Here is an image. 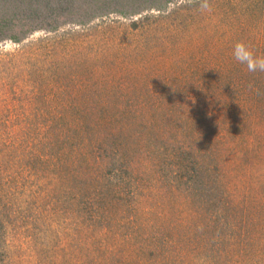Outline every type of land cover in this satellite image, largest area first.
<instances>
[{
    "label": "rangeland",
    "instance_id": "rangeland-1",
    "mask_svg": "<svg viewBox=\"0 0 264 264\" xmlns=\"http://www.w3.org/2000/svg\"><path fill=\"white\" fill-rule=\"evenodd\" d=\"M28 3L0 5V264H264V72L231 56H264V0Z\"/></svg>",
    "mask_w": 264,
    "mask_h": 264
},
{
    "label": "trees",
    "instance_id": "trees-1",
    "mask_svg": "<svg viewBox=\"0 0 264 264\" xmlns=\"http://www.w3.org/2000/svg\"><path fill=\"white\" fill-rule=\"evenodd\" d=\"M7 1L10 2V1H13V0H2V1H0V5H1V2L5 3ZM21 1L22 2H27V3L29 2L28 6H27L28 7V13H29V15H32V17L36 18V19H37V17L42 18L43 16L41 14H43V13H44V16L47 17V19H49L50 17L53 16V14L56 13L57 16H60V17L61 16L71 15V16H68V18H66V20H64L62 22L64 24L65 23H70V22H72V23H80V24L88 23V19H86V20H77V19H73L72 18L73 14L79 13L78 12L79 11V7L78 6L75 9H74L73 5L71 6L69 4H66V6H65L66 8L61 6V4H64V3H66L69 0H21ZM47 1H50L48 3V5H43V2H47ZM52 1L56 4L53 8H51V2ZM47 7L51 8V9L48 11ZM143 9H145V8H132L131 9V14H134V13L137 14ZM159 10H160V8H159ZM176 10H177V8H175L173 10H169V11L163 13L162 15H158V16H153L151 14H146L145 16H141V18H137L135 20H132L131 21V25L134 28H137L140 25L147 26V25H149L151 23V20H155V22H156V21H159V18H164V17L167 18V17L171 16V14L176 13ZM28 13H27V17H30V16H28ZM20 23H21V20L19 18L18 24L9 23V24L6 25L8 27V29H9V31H11L10 34H8V37L10 39H12L14 42L21 41L22 38L24 37V35L26 33H28V31L31 32L34 29H42V30L49 29V31H50V30H54V28L56 27V26L45 24V22H44L42 24H37V26L30 27L27 30H24L25 25L24 24H20ZM19 25L22 26V27L18 28ZM95 26L97 27V25H94L92 27L95 28ZM21 33H23V34H21ZM61 35L63 36L61 39H63V41H64V39H66L65 36H80L81 35V30H78V29H76L74 27H72V28L70 27L67 30H63ZM28 48H30V47H28ZM22 50H24V48ZM28 58L32 59V58H34V56L31 55V56H28ZM0 62H1V60H0ZM3 67H8L7 63H5V64H4V62L0 63V72L3 70ZM10 67H13L12 64H10ZM33 140H37V138H33ZM111 171L112 170H110V172ZM240 240H241V238H238V242H240Z\"/></svg>",
    "mask_w": 264,
    "mask_h": 264
},
{
    "label": "clouds",
    "instance_id": "clouds-1",
    "mask_svg": "<svg viewBox=\"0 0 264 264\" xmlns=\"http://www.w3.org/2000/svg\"><path fill=\"white\" fill-rule=\"evenodd\" d=\"M200 9L210 10L209 0H200ZM231 56L235 62L246 67L250 73L264 72V56L257 55L251 46L244 41H237L231 49Z\"/></svg>",
    "mask_w": 264,
    "mask_h": 264
}]
</instances>
